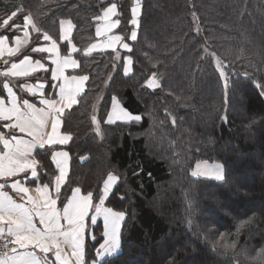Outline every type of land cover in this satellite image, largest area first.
Here are the masks:
<instances>
[{"label":"trees","instance_id":"trees-1","mask_svg":"<svg viewBox=\"0 0 264 264\" xmlns=\"http://www.w3.org/2000/svg\"><path fill=\"white\" fill-rule=\"evenodd\" d=\"M113 2L121 20L116 32L127 37L132 0H0V23L22 7L14 22L23 25L30 14L41 29L30 32L14 59L44 57L52 67L46 53L31 51L46 31L61 55L78 61L73 74L89 76L78 103L62 115L61 131L72 135L55 149L69 156L62 198L75 188L98 198L108 175L117 177L105 207L126 213L119 264H259L252 257L264 248V94L258 86L264 85V0H141L138 39L126 41L132 53L118 47L83 55L97 40L95 18ZM63 20L73 25L75 53L60 39ZM22 30L0 28V35L13 39ZM210 53L227 66V90ZM126 55L133 57L127 76ZM153 72L161 83L155 90L146 87ZM27 80L45 82L48 93L58 90L50 72ZM22 81L14 79L19 95H25ZM114 95L141 121L104 124ZM35 156L43 165L40 181L51 183L57 174L51 151L37 149ZM205 161L224 166V182L191 176ZM98 223L95 234L103 242V219ZM93 243L87 242L88 264Z\"/></svg>","mask_w":264,"mask_h":264},{"label":"snow or ice","instance_id":"snow-or-ice-1","mask_svg":"<svg viewBox=\"0 0 264 264\" xmlns=\"http://www.w3.org/2000/svg\"><path fill=\"white\" fill-rule=\"evenodd\" d=\"M23 12L22 7L11 11L0 23V28L14 31H20L23 28L40 34L41 29L35 24L30 14L23 16V25L14 22V18ZM130 12L129 24L132 29L127 37L119 34L107 35L121 24L116 3H110L103 9L102 14L95 18L105 22L103 29L98 26L96 32L98 35L107 36L105 44L108 48H113L114 52L118 51L113 47L114 45H118L128 53H132L134 50L126 41L135 42L138 39L139 21L142 13L141 0H132ZM112 17L117 18L112 19ZM65 24L68 25L67 31L64 27ZM72 27L71 21H60V39L68 42L70 53H75L77 49L69 39ZM29 31H24L23 41L19 37L12 40L7 35H0V57L5 54L8 57V59H4L5 68L0 70V77L6 78L2 88L7 94L0 97V121L4 122V127L11 133V138L6 134L0 135V145L3 146V149L0 150V239L5 241L3 244L5 248L13 245L10 249L13 255L9 256L4 253L3 256H0V264H70L71 261H74V264H88V240L94 242L95 257L92 259V264H99V259L102 257H110L112 264H119L117 258L122 255V223L125 222L126 213L105 207L108 196L115 194L112 192V186L117 182V177L111 173L108 175L98 198L93 192L81 194L80 188L73 189L69 197L62 198L61 196V186L67 176L69 156L68 152L55 149L56 146L65 145L72 139L70 133L59 130L62 115L65 109H71L78 103V98L84 92V84L89 80V76H67L64 74L65 69L69 66L75 69L78 62L71 58V55L61 57L57 43L46 31L43 32V40L50 41V47H32L31 51L50 54L47 59L54 67L46 66L42 62L44 57L33 60L29 55H24L19 62H14L11 58L20 54L22 44L28 39ZM10 43L14 46H9ZM97 49L103 50V46L90 44L83 50V55L89 56ZM205 53L209 54L207 48ZM210 54L215 58L217 70L227 90L229 87L227 66L219 58H216L215 53ZM121 59L123 60L124 75L127 76L132 70L133 57L126 55ZM38 72H50L53 82L51 87L58 88L59 91L48 93L46 84L43 82H40L38 86L29 85L26 82L27 78L33 77ZM7 78L23 80L18 83V87L21 91L32 95L41 107H37L36 103L28 99L17 98ZM258 86L261 87L262 94H264V85ZM146 87L153 90L161 87L156 72L148 77ZM56 96L59 99H55ZM49 119L51 120L50 131L47 130ZM91 119L93 125H97L96 132L99 134V121L96 115H93ZM141 119L140 115H133L126 110L122 106V102L114 95L106 118H103V123L114 125L118 121L139 122ZM221 119H226V117L222 116ZM173 123H175L174 119ZM17 131L30 139L26 140L22 135H16ZM36 148L45 153L51 151V159L59 171L51 183L41 184L39 182V169L43 165L33 153ZM21 174L24 175L21 176ZM29 174L31 179L36 181L34 189L24 186ZM191 176L224 182L226 170L222 164L209 165L205 161L203 167L201 164H197L191 172ZM6 188H10L16 193L21 202H17L9 195L5 191ZM33 191L37 195H31L30 193ZM58 202L62 204V208L57 207ZM189 208H191V203ZM98 217L103 218L101 233L103 242H100L95 234V228L99 227ZM250 222L251 218L242 221L237 227V232ZM224 235V233L221 234V236ZM234 246L233 244L232 247ZM213 247L215 248V245ZM65 248L71 250L70 257L65 252ZM18 249L22 251H18ZM37 252L43 253V256H38ZM49 254H51V259ZM252 259L259 261V264H264V248L260 249Z\"/></svg>","mask_w":264,"mask_h":264},{"label":"crops","instance_id":"crops-1","mask_svg":"<svg viewBox=\"0 0 264 264\" xmlns=\"http://www.w3.org/2000/svg\"><path fill=\"white\" fill-rule=\"evenodd\" d=\"M112 19H116V17H112ZM63 21H67V20H63ZM104 21L103 20H100L99 22H98V24L96 25V28L98 27V26H100V27H102V29H103V25H104ZM64 27H65V30L67 31L68 30V25L67 24H65L64 25ZM96 28H95V31H96ZM24 31H29L28 29H23L22 30V32L20 33V34H18V35H16V36H14V38L12 39V40H14V39H16V37H19L22 41L24 40ZM71 31V30H70ZM30 32L31 31H29V36H28V39H27V41H25L23 44H22V46L24 45V44H26L27 42H28V40H29V38H30ZM115 33L116 34H118L117 32H116V29H114L111 33H108L107 35H115ZM120 35V34H119ZM96 36H97V40H96V42H94L93 44H97V45H101V46H103V50H111V49H113V48H108L107 46H106V44H105V41H106V39H107V36L106 35H98L97 34V32H96ZM50 44H51V42L49 41V42H46V41H44V43L43 44H40V45H38V46H49L50 47ZM9 46H14L13 44H9ZM21 46V47H22ZM57 46H58V44H57ZM114 48H118L119 46L118 45H114L113 46ZM59 48V47H58ZM95 51H101L100 49H97V50H95ZM48 56L50 55V54H48V53H46ZM60 55H61V53H60ZM63 56H65V55H61V57H63ZM31 57V56H30ZM71 58H73V59H75L72 55H71ZM4 59H8V57H7V55L5 54V56H3V57H0V70H3L4 68H5V65H4ZM14 62H19V60L20 59H23V57H21V58H19V59H14V57L13 58H11ZM33 59V58H32ZM33 60H35V59H33ZM78 62V61H77ZM10 66V65H9ZM52 67H54V65H52ZM78 67V66H77ZM77 67L75 68V69H77ZM75 69H73L71 66H69L68 68H66L65 69V75H67V76H72V75H77V74H73V70H75ZM9 81H10V83H11V86L13 87V90H14V92L16 93V95H17V98H23V99H28L29 101H31V102H33V103H36V106L37 107H41V105H39V103L36 101V99H31L30 97H33L32 95H30V94H28L27 92H25V91H22L25 95H19V92L16 90V84H14V79L15 78H7ZM23 82V81H22ZM29 85H36V86H38V84L40 83V82H43V81H35V82H33V81H30V80H27L26 81ZM43 83H45V82H43ZM59 83V82H58ZM84 86H85V84H84ZM20 89V88H19ZM59 91V89L57 90V92ZM7 94L6 93H4V94H0V97H3V96H6ZM34 98V97H33ZM55 99H59V97L58 96H56L55 97ZM66 110V109H65ZM47 130L48 131H50L51 130V120L49 119V123H48V126H47ZM60 131H61V127H60V129H59ZM62 132V131H61ZM8 135V137L9 138H11V133L9 132V129H7V128H5L4 127V122H2V121H0V135ZM16 135H22L23 136V134H20L18 131L15 133ZM23 138L24 139H30V137H27V136H23ZM3 149V146L2 145H0V150H2ZM37 149H39V148H36V149H34L33 150V153H34V155H35V152H36V150ZM57 150H62V151H65L64 149H57ZM36 157V156H35ZM52 163H53V165H54V167H55V169H56V172H57V174L56 175H58L59 174V171H58V169L56 168V165L54 164V162L52 161ZM68 165H69V162H68V164H67V172H68ZM39 171H40V169H39ZM40 173V172H39ZM24 174H21V176H23ZM41 184H43V183H45V182H41V181H39ZM24 186H26V187H29L30 189H34L35 187H36V181H33L32 179H31V177H30V174H29V178L25 181V185ZM5 191L6 192H8V194L9 195H11L17 202H21L20 201V198H19V196H17L16 195V193H14L10 188H6L5 189ZM31 195H37L34 191L33 192H31L30 193ZM71 194H72V192H71ZM71 194H70V196H71ZM82 194V193H81ZM57 207L58 208H62V206H60L59 204L57 205ZM98 219H103L102 217H98ZM37 224H38V221H37ZM29 250H31V249H29ZM18 251H22V250H20V249H18ZM65 252L67 253V255L70 257L71 256V250L70 249H68V248H65ZM11 255H13V253L12 254H10L9 256H11ZM37 255L38 256H43V253H39V252H37ZM49 258L51 259L52 257H51V254H49ZM70 264H74V261H71L70 262Z\"/></svg>","mask_w":264,"mask_h":264},{"label":"built area","instance_id":"built-area-1","mask_svg":"<svg viewBox=\"0 0 264 264\" xmlns=\"http://www.w3.org/2000/svg\"><path fill=\"white\" fill-rule=\"evenodd\" d=\"M4 242L5 241L3 239H0V256H3L4 253H7L8 255L12 254L10 249H11V247H13V245H9L8 248H5L3 246Z\"/></svg>","mask_w":264,"mask_h":264},{"label":"rangeland","instance_id":"rangeland-1","mask_svg":"<svg viewBox=\"0 0 264 264\" xmlns=\"http://www.w3.org/2000/svg\"><path fill=\"white\" fill-rule=\"evenodd\" d=\"M116 34V33H115ZM96 107V106H95ZM93 115H96V113H94ZM197 164H201V166L203 167V162H198ZM197 164L195 165V168L197 166ZM209 165L213 164V163H208Z\"/></svg>","mask_w":264,"mask_h":264}]
</instances>
